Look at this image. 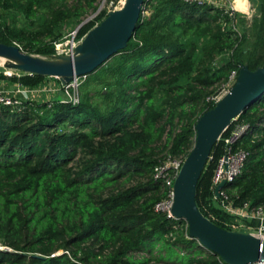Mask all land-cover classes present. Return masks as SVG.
<instances>
[{
    "label": "trees",
    "instance_id": "1",
    "mask_svg": "<svg viewBox=\"0 0 264 264\" xmlns=\"http://www.w3.org/2000/svg\"><path fill=\"white\" fill-rule=\"evenodd\" d=\"M99 1L0 0V8L21 11L29 24L0 21V42L47 57L64 26L94 13ZM111 1L116 0L107 5ZM146 9L150 14L144 17ZM258 9L246 47L245 36L229 27L222 8L144 0L132 37L107 68L114 80L101 91L103 108L86 95L77 103L55 98L0 107V244L9 249H0V264H146L149 258L226 264L189 236L183 219L154 210L166 188L153 169L166 154H188L198 116L214 106L210 97L233 71L243 63L250 69L264 65V0ZM103 15L84 22L77 36ZM45 78L7 76L0 67V80L12 83L35 86ZM238 120L248 125L240 146L249 156L242 173L223 188L236 205L262 204L264 92ZM221 153L217 141L195 199L204 216L232 230L233 217L211 189ZM131 180L135 183L126 185ZM154 248L157 255L134 256Z\"/></svg>",
    "mask_w": 264,
    "mask_h": 264
},
{
    "label": "water",
    "instance_id": "2",
    "mask_svg": "<svg viewBox=\"0 0 264 264\" xmlns=\"http://www.w3.org/2000/svg\"><path fill=\"white\" fill-rule=\"evenodd\" d=\"M144 0H123L118 9L106 16L83 36L72 54L47 57L30 54L16 44L0 42V66L28 74L58 78L65 84L75 76L87 75L111 56L124 49L132 37ZM83 24L80 23V25ZM264 92V65L250 69L241 64L236 79L213 107L200 114L195 122L194 143L173 183L171 215L187 223L188 234L226 264L264 262V239L251 233L228 230L214 224L196 204V186L213 145L228 127ZM226 184L220 181L219 191ZM1 250H9L0 246Z\"/></svg>",
    "mask_w": 264,
    "mask_h": 264
},
{
    "label": "built area",
    "instance_id": "3",
    "mask_svg": "<svg viewBox=\"0 0 264 264\" xmlns=\"http://www.w3.org/2000/svg\"><path fill=\"white\" fill-rule=\"evenodd\" d=\"M186 3L210 4L215 7L224 9V12L229 16V27L237 31L236 18L239 8L236 6L234 0H182ZM123 0H116L115 3L111 1L112 9H118L122 5ZM108 4V5H109ZM110 9V10H112ZM96 13V12H95ZM95 16L97 14H94ZM93 16V17H95ZM92 17V18H93ZM91 18V19H92ZM88 21V19H86ZM90 20V19H89ZM86 21H83V23ZM98 22L95 23V25ZM82 25V24H81ZM80 24L70 32V39L61 42H54V54H72L75 47L80 43V39H76ZM229 52L222 53L220 56L229 55ZM3 68V67H2ZM19 71L3 68V74L11 76L17 74ZM237 73L233 71L228 81L222 86V91L216 93L210 100L216 102L223 94H225L232 86L236 79ZM86 75L75 76L68 83H61L58 78L46 77L42 82L35 86H27L22 83H13V86L8 87L3 85L5 80H0V107L2 106H18L24 101L50 102L58 93L62 94L63 100H68L77 103L79 97V86ZM48 78H55L57 81H52ZM52 97V99L50 98ZM248 130V125L235 117L224 132L220 135L217 141H221L222 153L217 158L213 175L211 179V189L214 193L216 185L225 180L226 183L233 181L238 177L243 170L245 162L249 156V152L240 146L244 135ZM186 155L173 156L166 154L155 165L153 169V177L161 179L166 188L165 195L155 204L154 210L163 212L167 216L171 215V205L173 202V183L182 166ZM214 199H217L220 208L233 217L232 223L234 229L253 234L256 237L264 239V203L252 205L250 202H243L241 204H234L232 199L228 196L224 188L219 191V196L214 193ZM175 218V217H174ZM258 220L259 223H254ZM187 226V223H186ZM255 264H264V262H257Z\"/></svg>",
    "mask_w": 264,
    "mask_h": 264
},
{
    "label": "rangeland",
    "instance_id": "4",
    "mask_svg": "<svg viewBox=\"0 0 264 264\" xmlns=\"http://www.w3.org/2000/svg\"><path fill=\"white\" fill-rule=\"evenodd\" d=\"M259 2H260V0H237V7H241V5H244V7H242L244 10H240L239 12H237L236 28L240 33H242L245 36L244 45L246 47H248L253 41V33H252V29H251V23H252V19L255 16H259V9H258ZM111 6H112L111 4L107 5L106 0H100L98 5H97V9L95 11L96 13L95 12L91 13L86 18L73 20L68 25L64 26V28L62 30L63 31L62 36L56 41L64 42V41L70 39V37H71L70 32L72 30H74L83 21H87L86 19L89 20L93 16H95L94 14L98 15L99 13H103L104 15L101 18V20H102L105 17L106 13L110 9H112ZM149 14H150L149 9L143 10V12H142V15L144 17H147ZM0 21L5 22L9 25H14V26H18V27L29 25L28 21L26 20V18L24 17V15L22 14L21 11L11 10V9L5 10V9L0 8ZM100 21H98V23ZM76 39H80V37H78L76 35ZM35 55L43 56L40 54H35ZM43 57H45V56H43ZM226 57H228V55H224L222 57L219 56L218 58H216V60L217 59L222 60V58L225 59ZM115 62H116V59L113 56H111L108 60H106L95 71L91 72V74L89 73L90 75H87L83 79L82 83L79 86V97L83 98L86 95L93 104H96L99 107L103 108L105 106V100L103 99V96H101V91L106 92V89H108V88H106L107 87L106 82L114 80L113 77L111 76L110 72L107 70V68L109 66L113 65ZM48 79H51L52 81H57L55 78H48ZM112 87L114 88L115 86L112 85ZM221 91H222V87L218 91V93H220ZM62 97H63L62 94L58 93L57 95L54 96V99L55 98L56 99L62 98ZM50 98L52 99V97H50ZM39 102H40V100H39ZM178 130H179V126H176L175 131H178ZM192 140H194V138H192ZM193 143L191 144V148L193 146ZM161 154L163 155V154H165V152H163ZM134 183H135V180H131L129 182H126V185H131ZM0 246H1V244H0ZM155 249L156 248H154V251L151 254H149L146 251H138V252L134 253V256L136 258H143V257L148 258L151 255H157V251ZM146 264H166V263L155 261L154 259L149 258V260Z\"/></svg>",
    "mask_w": 264,
    "mask_h": 264
},
{
    "label": "crops",
    "instance_id": "5",
    "mask_svg": "<svg viewBox=\"0 0 264 264\" xmlns=\"http://www.w3.org/2000/svg\"><path fill=\"white\" fill-rule=\"evenodd\" d=\"M234 1L236 3V6H237V0H234ZM242 7H244V5H241V7H238L239 8V11L240 10H244ZM3 85L8 86V87H11V86H13V83L5 80ZM254 223L255 224L256 223H259V221L258 220H254Z\"/></svg>",
    "mask_w": 264,
    "mask_h": 264
},
{
    "label": "bare ground",
    "instance_id": "6",
    "mask_svg": "<svg viewBox=\"0 0 264 264\" xmlns=\"http://www.w3.org/2000/svg\"><path fill=\"white\" fill-rule=\"evenodd\" d=\"M1 61H2V60L0 59V63H1Z\"/></svg>",
    "mask_w": 264,
    "mask_h": 264
}]
</instances>
